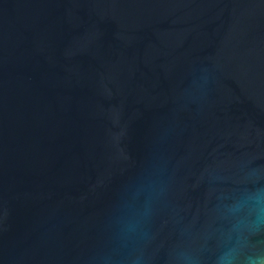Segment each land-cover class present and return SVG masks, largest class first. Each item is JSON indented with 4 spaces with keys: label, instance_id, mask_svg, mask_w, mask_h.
I'll list each match as a JSON object with an SVG mask.
<instances>
[{
    "label": "water",
    "instance_id": "water-1",
    "mask_svg": "<svg viewBox=\"0 0 264 264\" xmlns=\"http://www.w3.org/2000/svg\"><path fill=\"white\" fill-rule=\"evenodd\" d=\"M264 259V0H0V264Z\"/></svg>",
    "mask_w": 264,
    "mask_h": 264
},
{
    "label": "clouds",
    "instance_id": "clouds-1",
    "mask_svg": "<svg viewBox=\"0 0 264 264\" xmlns=\"http://www.w3.org/2000/svg\"><path fill=\"white\" fill-rule=\"evenodd\" d=\"M252 264H264V259L253 260Z\"/></svg>",
    "mask_w": 264,
    "mask_h": 264
}]
</instances>
